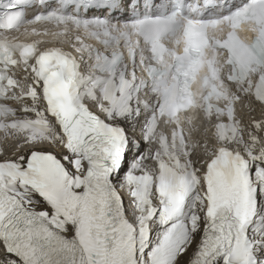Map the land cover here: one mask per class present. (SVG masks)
<instances>
[{
	"label": "snow or ice",
	"instance_id": "snow-or-ice-1",
	"mask_svg": "<svg viewBox=\"0 0 264 264\" xmlns=\"http://www.w3.org/2000/svg\"><path fill=\"white\" fill-rule=\"evenodd\" d=\"M55 15L58 13H49L45 18ZM159 20L153 18L147 25L134 22L133 27L137 30L144 27L146 34L152 35L162 30ZM232 55L241 69H250L253 64L264 66V44L260 42L251 47H237ZM0 63H5L2 56ZM97 71L114 74L115 66L100 65ZM33 72L49 103V114L57 117L63 128L61 139L67 149L56 153L29 148L18 158L0 159V264H139L138 254L148 255L149 264H170L174 254H184L186 248L173 247L171 233L146 251L144 217L140 218L138 230L125 214L126 204L117 185L128 169L131 141L124 133L113 159L108 153L109 142L113 132L120 135L123 129L109 126L84 103L85 96L94 98L99 89L111 105L101 110L115 117L117 107L123 103V90L115 87L114 77L85 76L79 62L59 50L42 54ZM50 89L59 92L64 105H58L49 96ZM162 95L166 103L175 104V85L166 86ZM253 104L264 108V77L252 93L249 106ZM122 114L127 112L122 110ZM230 118L234 119V115ZM262 125L264 120H254L251 128L259 132ZM29 126L26 121L12 125L13 129L20 127L21 131ZM231 131L242 132V129L230 130L225 126L218 138L227 140ZM248 144L247 151L255 153L260 137L250 131ZM142 152L144 143H140L136 156ZM262 158L264 149L253 156L254 160ZM239 162V156L234 158L224 148L209 162L208 216L215 218L205 228L195 264H217V261L220 264H264V252H258L247 232L242 234L229 219L232 212L236 217L241 216L238 207H230L239 205L242 199ZM243 171L249 179L253 175L247 166ZM256 175L264 180V170ZM174 180L173 175L172 181H167L169 187H176ZM254 204V196H250L243 216L245 220L253 213ZM171 211H175V207Z\"/></svg>",
	"mask_w": 264,
	"mask_h": 264
},
{
	"label": "bare ground",
	"instance_id": "bare-ground-1",
	"mask_svg": "<svg viewBox=\"0 0 264 264\" xmlns=\"http://www.w3.org/2000/svg\"><path fill=\"white\" fill-rule=\"evenodd\" d=\"M193 216V219L182 229L179 235V237H183L180 238L181 240L186 237L187 243L185 244V248L187 251L178 257L177 264H192L193 259H195L198 253L202 233L200 225L202 223V215L196 214Z\"/></svg>",
	"mask_w": 264,
	"mask_h": 264
}]
</instances>
